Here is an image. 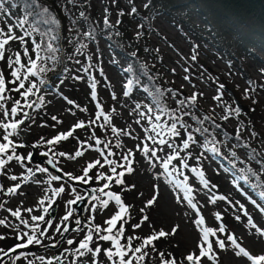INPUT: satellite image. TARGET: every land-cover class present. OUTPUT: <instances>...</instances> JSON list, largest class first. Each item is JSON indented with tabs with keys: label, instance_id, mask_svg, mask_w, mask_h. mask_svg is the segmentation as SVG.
Wrapping results in <instances>:
<instances>
[{
	"label": "rangeland",
	"instance_id": "1",
	"mask_svg": "<svg viewBox=\"0 0 264 264\" xmlns=\"http://www.w3.org/2000/svg\"><path fill=\"white\" fill-rule=\"evenodd\" d=\"M87 1L92 10L96 9L95 15L99 20L107 17L116 22V17L120 16L126 22L130 37L137 36L143 30L140 22L130 21L128 12L132 6L141 8L146 0ZM3 4L4 7L0 8V28L7 33L11 25L12 34L23 37L16 12L6 1L3 0ZM151 26L146 33L151 49L142 50L148 62L159 70L165 83L189 98L195 95V102L217 121H221L225 129L238 131L249 139L253 137L264 155V57L262 62L245 60L240 65L222 52L215 53L210 42L202 43L191 33L182 32L161 15L153 17ZM90 49L91 68L81 69L83 65L77 67L79 75L80 72L88 75L72 77L77 82L74 95L66 89V77H59L56 73L52 81L54 89L49 87L47 90L45 86L48 83L42 84V80H39L38 91L43 90L44 100L38 103L35 92L21 88L18 78L11 74L16 70L19 75L20 67L16 58H11V54L16 55L19 48L10 41L5 45L4 59H0V72L6 82L5 92L0 93L4 97L0 99V124L23 123L15 131L0 127V143H7L4 136L12 132L9 139L17 145L16 155L25 159L8 161L0 170V220L4 221L0 224V237H3L0 239V264H93L94 261L95 264H113L103 251L105 248L115 251L112 241L99 237L109 234L104 231L109 227L106 221L119 211V206L99 191L105 183L109 187L104 192L119 194L128 206V214L117 221L112 232L122 245H127L131 237L132 248L140 247L153 232L160 229L170 232L173 226L179 225L175 235L159 238L152 245L142 248L147 253L143 260L147 262L145 264H162L160 253H164L163 259H175L177 264H188L185 257L189 253L199 254L197 244L202 242L200 227L216 231V235H210L209 240L213 242L218 257L215 261L204 258L201 264H251L247 257L236 255L237 249L226 240L229 234L235 235L237 243L252 255L264 254V236L256 230H264V200L257 194L260 201L252 200L247 190L238 186V181L234 183L241 179L236 169L229 170L225 164L216 170L219 175H215L213 157L208 155L203 158L208 178L200 170L192 171L193 167L184 166L186 172L173 171V162L165 170L162 165L171 156V140L160 144L161 139L149 133L150 125L141 109L146 108L147 101L136 90L138 87L132 86L127 75L122 72L127 63L118 54H111L102 38L97 44H91ZM193 56L196 59H192ZM226 89H230L244 107V110H240L243 114L228 113V108L235 104ZM25 92L27 95H22ZM13 107L17 109L15 114L11 112ZM53 116L57 119L53 120ZM78 123L84 126L74 128ZM70 129L73 135L67 140L53 144L45 142ZM77 149L83 155L75 159L59 154L64 152L74 155ZM153 151L155 156H152ZM11 154L10 147L6 154L0 156L7 160ZM37 156L41 158V163L32 160V157ZM105 158L113 163H106ZM97 160L100 164L89 169L88 174L92 179L87 183L69 179L65 175L72 173L82 176L83 169ZM128 166L133 169L130 173L125 171ZM113 167L117 173L124 172V184H116L115 177L112 181L96 179L100 174L104 177L113 176ZM29 169L32 171L29 172ZM37 169L47 171L40 172ZM166 173H171V176ZM227 174L235 181L227 182ZM12 176H16L17 180H11ZM53 176L61 179L53 180ZM179 182L191 188V202L183 199V188L176 186ZM17 183L20 188L14 194L9 193L8 189ZM61 186L64 191L54 194L53 190ZM82 186L92 190L94 195L80 218L74 214L73 207L87 194ZM154 186L157 188L158 202L145 207L147 200L154 194ZM230 187L241 196L238 200L233 198L231 201ZM78 196L80 199H77ZM41 200L43 204H40ZM102 200H108L107 207L101 206ZM246 201L248 207H244ZM45 207H48V212L44 211ZM141 208H144L143 213L140 212ZM16 211L20 213L18 217L12 214ZM33 216H44V220H33ZM143 216L149 219L142 222ZM201 217L204 223L198 227L194 221ZM137 223L141 227L133 228L132 225ZM121 224L124 230L122 236L117 235ZM95 225L100 226V232L96 231ZM221 225L225 227L224 232L218 231ZM89 233L93 237L89 247L101 248V253L96 256L84 249L77 251L79 242ZM29 236H34L40 243L27 244ZM217 239L226 241L225 249L217 248ZM69 240L73 243L69 244ZM18 244L26 246L17 247ZM79 252H85V255L81 257ZM128 255L131 256V252ZM133 261L137 264L134 257Z\"/></svg>",
	"mask_w": 264,
	"mask_h": 264
},
{
	"label": "trees",
	"instance_id": "2",
	"mask_svg": "<svg viewBox=\"0 0 264 264\" xmlns=\"http://www.w3.org/2000/svg\"><path fill=\"white\" fill-rule=\"evenodd\" d=\"M4 1L16 12L19 31L23 34L22 42L20 39L10 40L19 48V57L11 54V58L20 61L17 64L20 67L17 82L19 85L23 83L24 90L32 89L38 103L44 100L43 90L38 91L39 80L42 84L48 83L45 86L47 90L49 87L54 89L52 81L56 73L59 77H66V89L74 95L77 82L72 77L88 75H83L80 70L79 75L77 67L91 68L90 45L97 44L102 38L111 54H118L127 63L122 72L147 101L146 108L141 109L150 125L149 133L164 141L171 140L170 155L175 156L171 165L173 171L186 172L185 167H193L205 176L203 158L208 155L213 157L215 171L225 164L229 170H237L241 179L235 181L227 174V182L238 181V186L246 189L252 200L260 201L255 194L264 200V155L255 139L225 129L221 121L202 109L195 100L165 83L142 50L151 49L146 33L152 27L153 17L161 15L182 32L191 33L202 43L210 42L215 53L222 52L240 65L245 60L262 62L264 0H146L141 8L132 6L129 9L130 21L140 22L143 29L132 37L120 16L116 17V22L106 17L108 23H105L104 18L99 20L95 15L96 9L92 10L87 0ZM44 7L47 12L42 10ZM133 7L135 12H132ZM32 61L36 64L34 69ZM228 111L230 115L243 114L236 106H231ZM172 124L176 125L178 135L169 131ZM189 134L192 140L185 148L184 141ZM217 171L215 175H219ZM232 187L230 199L238 200L241 196ZM248 206L246 201L244 207Z\"/></svg>",
	"mask_w": 264,
	"mask_h": 264
},
{
	"label": "snow or ice",
	"instance_id": "3",
	"mask_svg": "<svg viewBox=\"0 0 264 264\" xmlns=\"http://www.w3.org/2000/svg\"><path fill=\"white\" fill-rule=\"evenodd\" d=\"M4 4H3V0H0V8H3ZM147 7V5H146ZM43 11L47 12L48 9L46 7H44L42 9ZM6 11V10H5ZM136 9L133 7L132 8V12H135ZM26 19V17L24 18ZM105 23H108L107 19H105ZM22 26V22L21 25ZM0 59H4V49H5V45L8 44V42L10 40H14V39H20L21 41H23V37H17L15 35L12 34V26L9 25L8 26V31L7 33L4 32V30L2 28H0ZM37 48H39V45H36ZM17 57H19V53H17ZM192 59H196L195 56L192 57ZM16 63L19 64L20 61L17 58ZM36 67L35 61H32V69H34ZM32 69H29V71H32ZM12 76L14 77H18V73L16 70L12 71ZM23 83L20 84V87L23 88ZM95 87V85H93V88ZM222 87V86H221ZM6 90V82L3 76V73L0 72V93L5 92ZM18 90V89H17ZM30 91V89H29ZM127 94V93H125ZM22 95H27V92L22 93ZM3 96H0V99H3ZM191 99L194 101L196 99L195 95H193L191 97ZM218 99V97H217ZM17 103H19L17 101ZM69 103H72V101H69ZM238 111V110H237ZM12 114H15L17 112V109L15 107H13L11 109ZM53 120H56L57 117L53 116L52 117ZM157 119H159V117H157ZM23 121H16L13 122L11 124H0V127H3L4 129H9L11 128L13 131H15L18 127L19 124H22ZM83 123H78L74 126V128H80L83 127ZM116 129L113 128V132H115ZM169 131L173 134V135H178V132L176 131V125L172 124L171 128L169 129ZM12 132H9L7 135L4 136V140L7 141V143H0V154H6L9 150V148L11 147L12 150V154L7 156V160L3 159L2 156H0V170H2L4 168V166L7 164L8 161H11L13 159L17 160V161H21L23 159H25V157H21L16 155V147L17 145L13 144V142L9 139V137L12 135ZM73 135V130H69L67 133H61L57 136H55L52 140H47L45 141L48 144H53V143H58L61 140H67L69 137H71ZM43 139V138H42ZM149 139H152V137H149ZM192 140V136L191 134L188 135V139L184 141V147L187 148L188 147V141ZM97 144H99V140L96 141ZM160 144H164L165 141L163 139H161L159 141ZM19 146H23V145H19ZM105 147H107V145H105ZM145 154H147V146H145ZM213 151H215V149H212ZM61 156H65L68 155L70 159H75L76 157H80L83 155V152H81L79 149H77L73 154H67L64 152L59 153ZM29 158L31 156V153L28 154ZM156 153L155 151L152 152V156H155ZM178 155V153H177ZM125 159H127V157H125ZM175 159V156H169L167 159L164 160L162 167L167 170L169 164H171L172 160ZM105 162L106 163H113L112 161H108L105 158ZM100 161L97 160L95 161V163H89L87 165L86 168L83 169L84 175L82 176H74L72 173H65V175L69 178V179H73V180H80L83 181L85 183L88 182L89 179H92L91 176H89V169L94 168L96 165H99ZM102 166V165H101ZM186 166V165H185ZM123 167V166H121ZM29 172H31L32 170L29 169ZM37 171L40 172H46L47 169H37ZM126 172H132L133 169L128 166L125 168ZM192 171H197L196 169H192ZM112 173L114 174L113 176H107L104 177L103 174L97 175L96 179H107L108 181H112L113 178L115 177V183L118 185H122L124 184V180L122 179V177L124 176V172H120L117 173L116 172V168L113 167L112 168ZM169 177L171 176V173H166ZM11 180L16 181L17 177L16 176H12L10 177ZM53 180H59L61 179V177L59 176H53L52 177ZM37 183H39V181H37ZM206 183V182H205ZM178 188L182 187L184 190V197L183 199H187L189 202H191V188H189L184 182H179L176 185ZM109 184L105 183L103 185V187L101 189H99V191L108 196L110 199L114 200L116 202V204L119 206V211L116 212L115 215H113L109 220L106 221V223L109 225V227L107 229H104V231H106L107 233H109L108 235H103L100 236L99 239L101 240H105V241H112L115 251H113L112 248H105L104 254L106 255L107 259L112 261L113 264H134L133 261V257L135 258V261L137 262V264H139V262L144 260V257L147 255L146 252L142 251L143 247H146L148 245H152L153 241L158 240L159 238L168 236V235H175L179 229V225H175L171 228L170 232H166L163 229H160L158 232H153L151 235H149L144 241L143 244L140 247H135L132 248L131 246V240L132 238L129 237L128 238V244L127 245H122L119 240L116 238V235H112L113 229L116 228V224L117 221L122 220L127 214H128V206H126L124 204V202L121 199V196L117 193H113V192H104V189L108 188ZM131 187H135V185H132ZM20 188V184L17 183L15 184L12 188H9L8 191L9 193L14 194L16 192V190ZM54 194L58 195L59 193L64 191V187L61 186L57 189H54ZM154 194L152 195V197L150 199L147 200L145 207H150L153 204L158 202V192H157V188L156 186H154L153 189ZM142 195V194H141ZM77 199H80V197L78 196ZM96 199H99V197H96ZM178 200L180 199L179 197L177 198ZM215 199V198H213ZM69 203H75V201H69ZM40 204H43V200L40 201ZM100 204L102 207H107L108 206V200H102L100 201ZM193 207H195V205H193ZM27 211H31V209H27ZM45 212H48V207L44 208ZM140 212L143 213L144 212V208L140 209ZM14 216H19L20 213L19 211L13 212L12 213ZM217 218H219V214H217ZM33 220H44V216H33L32 217ZM64 219H67V216L64 217ZM149 219L148 216H143V221H147ZM239 219V217H238ZM4 223V221L0 220V224ZM22 223L27 224V221H22ZM47 223H51L50 221H48ZM194 223L200 227L201 225H203L204 221L203 218H199L198 220L194 221ZM249 223H251V221H249ZM38 227V225H37ZM96 228L97 232H100V226L99 225H95L94 226ZM133 228H139L141 227L140 223L137 224H133L132 225ZM253 227H255L253 225ZM257 232L260 233L261 236H264V230H261L259 228L256 229ZM123 225L121 224L120 228L117 230V235L122 236L123 235ZM219 232H224L225 231V227L223 225H221L218 229ZM200 232H201V241L202 242H198L197 247L199 249V254L197 255L196 253H189L185 259L188 262V264H201V261L204 258H207L210 261H215L218 259L216 252L213 249V242L209 240V236H215L216 235V231L213 230L212 228H204V227H200ZM41 235H43V232H41ZM0 239H3V237H0ZM93 237L92 234L89 233L84 240L79 242V248L77 249V251H79V249H84L86 250L88 253H91L93 256H96L98 254L101 253V248L99 246L95 247V248H91L89 247V242L92 241ZM226 240L228 242L231 243V246H233L235 249H237L236 251V255L240 256H244L247 257V259L249 261H251V264H264V254H260V255H252L249 251H247L244 247H242L239 243H237V237L233 234H229L226 238ZM32 243H40V241L38 239H36L34 236H29L28 240H27V244H32ZM69 244H72L73 241L69 240L68 241ZM215 244L217 246V248L223 250L226 248V241L222 240V239H217L215 241ZM26 245H22V244H18L17 247H25ZM127 249V250H125ZM131 252V256L128 255V253ZM140 253L139 256H137L136 254ZM5 255H7V253H5ZM79 255L81 257H83L85 255V252H79ZM160 256L162 258V264H177V261L175 259H163L164 257V253H160ZM116 257L118 258L117 260H113V258ZM93 264H95V261L93 262Z\"/></svg>",
	"mask_w": 264,
	"mask_h": 264
},
{
	"label": "water",
	"instance_id": "4",
	"mask_svg": "<svg viewBox=\"0 0 264 264\" xmlns=\"http://www.w3.org/2000/svg\"><path fill=\"white\" fill-rule=\"evenodd\" d=\"M226 92L228 93V95L231 97V99L233 100L235 106L239 109V110H244V107H242V105L240 104V102L236 99L234 93L230 90V89H226ZM32 151H33V147ZM32 160H35L38 163H41V158L37 157H32ZM84 190L87 191V194L79 201H77L73 207V212L74 214L78 215V217L82 218L84 215V210L86 205L89 203V201L91 200V198L93 197V191L88 189L87 187L82 186ZM51 214H53V210H51L50 212Z\"/></svg>",
	"mask_w": 264,
	"mask_h": 264
}]
</instances>
